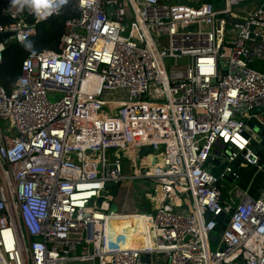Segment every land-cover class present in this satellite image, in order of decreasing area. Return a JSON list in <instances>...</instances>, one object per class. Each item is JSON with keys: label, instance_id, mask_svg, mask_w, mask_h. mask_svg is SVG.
<instances>
[{"label": "built area", "instance_id": "1", "mask_svg": "<svg viewBox=\"0 0 264 264\" xmlns=\"http://www.w3.org/2000/svg\"><path fill=\"white\" fill-rule=\"evenodd\" d=\"M242 1L64 0L50 11V0H2L0 62L9 41L34 34L27 15H78L56 50L27 55L11 89L0 86V264H264V192L227 200L239 176L204 165L225 150L228 162L260 161L242 128L264 103L253 67L264 0L236 16ZM115 92L124 97L104 98ZM142 148L152 152L127 174L124 152ZM137 179L151 186L135 212L149 219L144 245L107 247L110 187Z\"/></svg>", "mask_w": 264, "mask_h": 264}, {"label": "trees", "instance_id": "2", "mask_svg": "<svg viewBox=\"0 0 264 264\" xmlns=\"http://www.w3.org/2000/svg\"><path fill=\"white\" fill-rule=\"evenodd\" d=\"M201 2H211L215 6L220 4V0H202ZM3 9L4 3L0 0V22L8 23L11 19L2 15ZM77 15L78 13L74 9L69 8L65 9L60 14L53 15L41 21H35L33 15H27L26 20L34 25L35 32L23 42L11 40L5 46L0 62V86L7 91L11 89L12 84L20 74L21 63L27 55L48 49L56 50L60 36L64 31L65 21ZM253 67L264 73V60L255 62ZM114 222L115 221H113V223ZM123 222L129 223V225L130 223L133 224L131 228L136 229V219L124 220ZM123 224L126 225V223ZM119 229H122V227H119ZM143 229H141V231H143Z\"/></svg>", "mask_w": 264, "mask_h": 264}, {"label": "rangeland", "instance_id": "3", "mask_svg": "<svg viewBox=\"0 0 264 264\" xmlns=\"http://www.w3.org/2000/svg\"><path fill=\"white\" fill-rule=\"evenodd\" d=\"M175 1V0H174ZM178 2H188L192 5L197 4L198 2H201L202 0H176ZM125 10L127 17H131V10L128 8V6L125 4ZM116 98V99H122L124 97L123 92H115L113 94H106L104 95V98ZM143 154H150L152 152V149H143ZM124 157V156H123ZM127 164V163H126ZM127 174H131L130 169L128 168L125 170ZM144 184V185H143ZM228 186V185H227ZM232 193V199H234V203L240 200V192L237 188ZM151 191L150 184H147L140 179L138 180H132V181H124L122 182V185L118 188L117 195L111 196L110 199V206L109 208L117 211V212H140L148 209L149 207V201L144 198L146 192ZM124 220L119 219L117 222L115 221L113 225L108 226V230L105 232L106 239L108 243L117 244V242H128L134 235L138 234L142 227L146 225V222H144V217L140 215V217L137 220V226L136 229L131 228L133 224L123 222ZM123 223H126L123 224ZM119 227H122V229H119ZM215 234V233H214ZM219 234L216 233L215 236H218ZM120 247V246H117ZM211 248L214 250L216 248L215 243H212ZM64 264H75L73 262L64 263ZM76 264H92V262L89 263H76Z\"/></svg>", "mask_w": 264, "mask_h": 264}, {"label": "water", "instance_id": "4", "mask_svg": "<svg viewBox=\"0 0 264 264\" xmlns=\"http://www.w3.org/2000/svg\"><path fill=\"white\" fill-rule=\"evenodd\" d=\"M112 7H109L108 10L112 11ZM11 35L10 32L0 33V41L4 38H7ZM257 40L261 41V37H258ZM244 125L242 128V134L245 138L249 139V147L252 151L256 153L260 160H264V103L255 105L251 110L248 111L247 117L243 119ZM225 152V153H224ZM222 154L215 153V155H210L204 162L205 169L213 176H218V174L224 170L225 167H229L231 172L224 176V180L228 183H232L235 179V175L240 176L243 171L246 170L247 165L245 164L242 155L239 154L235 160L228 162L224 159L228 155V150H225ZM244 152H242L243 154ZM154 160H152V163ZM120 183L112 185L110 187L111 196H116ZM222 227L218 225L211 233V237H216V233H220ZM215 233V234H214ZM144 261H147V257L142 258Z\"/></svg>", "mask_w": 264, "mask_h": 264}, {"label": "crops", "instance_id": "5", "mask_svg": "<svg viewBox=\"0 0 264 264\" xmlns=\"http://www.w3.org/2000/svg\"><path fill=\"white\" fill-rule=\"evenodd\" d=\"M174 1V0H173ZM176 1V0H175ZM261 0H246L240 2V4L234 8L233 13L236 16H243L245 12H247L249 9H251L253 6L260 3ZM217 6H221V0L220 4ZM261 61V60H260ZM228 148V145L226 146ZM145 148L142 149H129L126 150L124 153V171L127 169V164H131L132 160L135 159V161L138 163V161L142 158V154L144 153ZM156 153V151H155ZM216 152L213 153L215 155ZM127 163V164H126ZM126 172V171H125ZM238 191L243 194L246 193L250 196H257L258 194L264 192V160H260L258 166H247L246 170L243 171V173L238 177L236 180L235 186ZM240 194V195H241ZM232 195L227 194L224 192V198L227 200L232 199L230 198ZM155 204L151 201V207L154 208ZM116 215L114 217V221L121 220H131L136 219L140 217L139 214L134 212H115ZM147 225V221H146ZM144 226L142 227V229Z\"/></svg>", "mask_w": 264, "mask_h": 264}, {"label": "bare ground", "instance_id": "6", "mask_svg": "<svg viewBox=\"0 0 264 264\" xmlns=\"http://www.w3.org/2000/svg\"><path fill=\"white\" fill-rule=\"evenodd\" d=\"M116 215H118V214L114 213L113 216H110L109 218H107V230H108V226L110 224L111 225L114 224L113 223L114 220H112V219H114V217ZM142 217H144V216H142ZM146 221H147V225H144L143 231H141L138 234L134 235L128 242H122V241H120V242H117V244H113L112 245L111 243H108L107 242L106 234H105L104 235V238H105L107 247H112V246L117 247V246H120V247H133V248H137V247H140V246L144 245V241H145L144 233H146V230L148 229L147 226L149 225L148 224L149 219H146V217H144V222H146ZM95 244L97 245V240L95 241Z\"/></svg>", "mask_w": 264, "mask_h": 264}, {"label": "clouds", "instance_id": "7", "mask_svg": "<svg viewBox=\"0 0 264 264\" xmlns=\"http://www.w3.org/2000/svg\"><path fill=\"white\" fill-rule=\"evenodd\" d=\"M50 2H51V7H50L49 10L51 11V10H55L58 7V4L59 3H63L64 0H50ZM12 3L16 4L17 0H12ZM18 39L23 40L24 37L21 35V36L18 37Z\"/></svg>", "mask_w": 264, "mask_h": 264}, {"label": "snow or ice", "instance_id": "8", "mask_svg": "<svg viewBox=\"0 0 264 264\" xmlns=\"http://www.w3.org/2000/svg\"><path fill=\"white\" fill-rule=\"evenodd\" d=\"M45 7H48V5L47 4H45ZM221 135H225L224 133H221Z\"/></svg>", "mask_w": 264, "mask_h": 264}]
</instances>
